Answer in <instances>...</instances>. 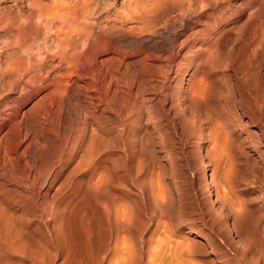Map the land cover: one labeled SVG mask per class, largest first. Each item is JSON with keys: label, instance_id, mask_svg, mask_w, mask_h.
I'll list each match as a JSON object with an SVG mask.
<instances>
[{"label": "rangeland", "instance_id": "374dc122", "mask_svg": "<svg viewBox=\"0 0 264 264\" xmlns=\"http://www.w3.org/2000/svg\"><path fill=\"white\" fill-rule=\"evenodd\" d=\"M110 1H111V3H110ZM113 2L114 3H112V0H99V1L98 0H33V1L32 0H0V18L2 20H5V19H9L11 16H13V17L17 16L16 18L17 19L20 18L19 20H21V19L22 20L23 19H31L32 20V24L34 26V29L32 32V37H33L32 40L33 41L31 43V45H29L27 48L25 47L26 45L23 46L22 51L24 52L25 57H26V55L29 54L27 56V58H30V59L32 58L31 60H33L34 58L35 59L37 58L36 57L37 49H38V51L40 50L39 51L40 53L44 54V55L43 54L41 55L42 57L48 56L49 58L46 60L47 63L56 64L60 68V69H58V67H57L56 70L52 71L51 72L52 74L50 73L48 76V78H50V77L56 75L59 72L58 70L61 71L64 69L63 68L64 65L62 63H59L60 62L59 58H61V59L69 58V57L75 58V56H76L75 51H74V50H76V49H74L75 47H78L79 52L76 50L77 53L85 52L88 49V47L81 46L83 35L86 34L85 36L87 37L90 32L95 30L96 26L101 21L111 22V21L116 20V16H117L116 13L118 14V12L120 10V0H114ZM117 7H119V8L117 9ZM104 8H106V10ZM97 9H98V12L96 11ZM102 9H104V10H102ZM253 11L251 10L250 12H253ZM95 12H96V14H94ZM100 12H102V13H100ZM80 15H82L81 16L82 18H79ZM87 15L88 16L90 15L89 16L90 18ZM50 16H52V17H50ZM237 16H238V20L240 19L239 20L240 28H239V31L237 32L238 45H239V48L242 47V49H240L239 51H235L232 55H224L223 54L220 58L218 56V58H217L218 61L214 60V59L210 60L212 62L208 63V65L211 66V69L208 70L209 74L207 73L208 71L198 72L199 74L198 73L194 74V76L196 78H194V76H193V78H190V76H188V75H190V72H187V70H184V71L181 70L180 71L181 73L178 72V74L171 76L172 81L167 80L166 83L164 82V80H162V77L160 78V76L158 74H155V75H154V73L143 74V79L141 78L142 79L141 80L139 78L141 81L139 80L140 83L137 82L138 84H140L139 89L141 90V92L138 89V87H137L138 84H137L136 87L133 86V89L130 91L132 94L128 91V88L125 86L129 76L127 74L124 75V79H126V80L123 79V76H122V78H120L121 80H119V87L124 94V100L127 102V104L135 102L136 93H138L139 95L143 94L145 101H146V102L144 101V103L139 105L140 108H138L137 112L140 114H138V116H135V124L131 127H128V128H123V126L120 124H115V125L111 124L110 123L111 121L108 120L107 117H110V118L112 117L111 115H109V112L107 110H105V108L107 106L105 100H107V98H109V95L107 93H105V90L103 89V87L100 83L95 84V86L97 88L93 87V91H92V88H90L91 90L89 89V91L86 90V88L83 89V91H82L83 94L79 93L78 94L79 96H77V99H75V100H74V98H71V99L69 98V102L65 105V108L61 114L62 117L60 116V118L58 119V122L54 121L55 117L53 116V114L56 113V111H55L56 110V101L53 100L52 98L49 97L48 101L46 99L44 101V104L42 103L45 107L41 105L42 107L39 110H36L33 108V105H35L42 98L46 97L48 95L47 94L48 92L49 93L52 92V88L51 89L50 88H44L38 95L31 94L29 96L19 98V95L17 94V91L15 90L16 88L9 90L5 87L0 86L3 89V90L0 89V111H1L0 112V127L2 126L0 128V135L2 134V136L0 137V139H1L0 140V148H1L0 149V209H1L0 211L2 212L1 216L3 215V218L7 217L4 219L5 221L7 220V223H4L5 225L2 224V222L4 221L3 218L0 219V222H1L0 223V227H1L0 229H2V230H0V233L3 234V235H1L2 238H0V252L2 253V254L0 253L2 255V256L0 255V264H5L4 262H7V261H8L7 263H11V261L13 263L15 260H18V257L20 256V254L17 253V251L23 252V250H24V253L27 254V252L29 250H32L33 247L36 248L35 245L39 248L42 247L41 249L43 251L45 249H46L45 250L46 252H49L50 249H51V252L53 251L52 253L55 255V258L52 261L47 258V260L50 262V264H57V263L58 264H62V263L63 264H66V263H69V264H75V263L76 264H84V263L85 264H100V263L106 264L108 257H109L108 252H110V250L112 249V247L115 244L117 246H123L125 244L128 245L127 243H129V245H131V246L138 247L140 240H145L146 238L150 237L152 230H154V228H155V222L157 221L158 217H161V216L163 217L164 222H170V224H172V225H178V223H180V228H178V229H176V227L173 228V230L175 232L173 231L174 233H172V231H170L168 229L165 231L164 228H162V226H161L157 229L158 231H156L155 234L152 233L153 235L151 236L152 239H151V244H150L151 247L154 248L156 246L155 242L159 237H165V236L168 237L169 245L171 247H174L173 250H171V251L166 250L164 253H162L160 255L159 258L157 257L154 264H199V262H201V261L203 263H204V261H206L205 262L206 264H264V107H263L264 106V86H263L264 85V79L261 80L260 79L261 76L259 74H257V73L254 74V70H252L253 66L250 65V64H252L251 59L248 58V56H245L246 52H245V49L243 47L244 44H242L243 41H245L244 39L255 38V37H252V34L249 35L250 30H249V32L247 30L252 24L255 23L254 19L257 17V15L254 16V19L253 18L251 19L252 21L250 22V25H248L246 27H242L246 21V18H245L246 16L242 17L241 14L240 15L238 14ZM86 17H88L89 19ZM2 20L0 21V36H4L6 33V29H4L1 25L3 22ZM78 20H80V21H78ZM50 21H51V23H50ZM61 21H63V22H61ZM68 21H70V22L68 23ZM81 21H82V23H81ZM83 21H85L86 23L89 22L90 24L89 23L86 24L85 22L83 23ZM91 21H92V23H91ZM48 23H49V25H48ZM53 25H55V26H53ZM89 25H90V27H89ZM64 26H66V27H64ZM81 26L84 28V30H83V28H81ZM91 26L93 29L91 28ZM50 28H51V30H49ZM12 29H15V26H13ZM53 29H55L56 31ZM48 30L51 32H49ZM58 30L59 31L62 30V31L59 32ZM48 32L51 34H48ZM56 32L57 33L59 32L58 33L59 35L56 34ZM61 33H62V35H61ZM60 35H61V37H60ZM246 35H247V37H246ZM52 41H55V42H52ZM246 42L249 43V40H246ZM69 46L71 47V49ZM0 47H1V45H0ZM2 49H4V48H0V59L1 60L5 56V54H3L5 49L4 50H2ZM50 50H52V53ZM193 51H196V50L194 49ZM196 53H197V51H196ZM49 54H50V56H49ZM67 54H69V55H67ZM239 55H240V57H239ZM254 55H256V54H254ZM201 57L202 56H199V58H201ZM236 57L238 58V60ZM221 58H223V59H221ZM252 59L254 60V58H252ZM221 60H222V62H221ZM189 61H190V58L188 57L187 58L188 63L186 62L185 63L186 65L182 66V68H186L187 65L189 64ZM219 62H220V64H219ZM248 62L250 64H248ZM216 63H217V65H214ZM219 65H221V66H219ZM248 65L250 66V68L248 67ZM212 66H213V68H212ZM218 66L220 69L218 68ZM222 66H224V67L222 68ZM215 68H217V70L219 72H217V70ZM238 69H239V71H238ZM211 70H213V71H211ZM246 70L248 71L249 74L247 73ZM56 71H57V73H56ZM216 72H217V74H216ZM239 73H241V74H239ZM221 74L227 80L222 78ZM236 74H238L239 76ZM242 74H243V76H242ZM144 75H146L147 78H145L146 76H144ZM203 75L205 76V78ZM148 76H150V78ZM214 76H215V78H213ZM245 76L247 78H245ZM256 76H260V77H256ZM85 77L86 76H84V78ZM248 77H250V79ZM122 79L124 80V82L122 81ZM187 79L193 80L191 83L192 85L190 84L191 87H189L188 91L179 92L180 90L182 91V88L184 89V86H186L185 81ZM219 79H221V80H219ZM222 79L224 80V83H223ZM244 79L245 80L248 79V81L247 80L245 81ZM159 80L161 81V83ZM215 80H217V81H215ZM258 80H261V81H258ZM197 81L199 84L197 83ZM122 82L124 85L122 84ZM167 82H169V83H167ZM193 82L195 83V85ZM204 82H205V84H204ZM80 83H83V84H80L83 86V85L88 84L89 82H88V79H85L84 81H81ZM156 83H158V84H156ZM222 83L227 84V86L223 85ZM253 83H255V84H253ZM229 84L232 86H230ZM157 85H159V86H157ZM245 85H246V87H245ZM154 86L158 87V88H155ZM172 86H174V87H172ZM225 86L228 88H226ZM162 87H164L165 89H163ZM179 87H180V90H178ZM193 87H194V89L196 87L195 91H194V89L192 90ZM197 87L199 89H197ZM253 87H254V89H253ZM261 87H263V88H261ZM104 88H105V86H104ZM134 88H136L137 90ZM246 88H248L249 90ZM229 89H230V91H229ZM241 89H242V91H240ZM134 90H136V91H134ZM143 90H145L146 92ZM45 91L46 92L48 91L46 93L47 95L44 94ZM91 91H92V93H91ZM191 91L192 92L194 91L193 93H194L195 97L193 96V94H191V96H190V93H192ZM133 92H136V93H133ZM237 92H238V94H237ZM239 92H241V93H239ZM150 93H152V95ZM164 93H166L165 95H168V93H170V96L172 97V99L169 96L171 101L168 100L169 98H167V103H166L164 109L161 110L159 108V106L156 105V103H157L156 99L162 98L164 96ZM226 93H228V94H226ZM85 94H87V95H85ZM88 94H89V98H87ZM99 94L102 96V99L98 98V97L101 98V96ZM159 94H160V97H158ZM80 95H81V97H83L82 99H81ZM83 95H85V96H83ZM92 95H93V97H92ZM96 95H98V96H96ZM139 95H136V96L139 97ZM173 95H175V96H173ZM104 96H105V98H104ZM196 96L198 98H196ZM204 97L206 98L205 101H204V99H205ZM253 97L254 98L256 97V100ZM84 98H86V99H84ZM146 99H148V100H146ZM149 99L151 100V102ZM201 99L204 102L207 101V103H204ZM88 100H90V101H88ZM186 101H187V103H186ZM248 101L251 103H249ZM254 101L257 103H255ZM70 102H72V104L76 107H73V105ZM177 102L179 104L176 107ZM11 103H13V104H11ZM78 103H80V105ZM90 103H92V104H90ZM168 103H171V105H169ZM196 103H198L199 105L201 104L200 107L197 104V106H198L197 108H199V111L196 108ZM209 103H210V105H209ZM76 104H78L79 106ZM81 105L83 107L88 105V107L86 106L85 108H83ZM180 105H182V106H180ZM77 106L80 108V111L77 110L78 109ZM95 106H97L98 109ZM206 106L208 107L209 110L210 109L211 110L209 111L208 109H206ZM217 106H218V108H217ZM28 107H31V108H28ZM49 107L51 108L50 111H52L51 113L49 112L50 115L52 114L51 115V116H53L52 118L51 117H45V116L41 115V114H43L42 113L43 110L47 109ZM178 107H179V109H178ZM32 108H33V110H32ZM170 108H171V110H169ZM195 108L197 109V111ZM94 109L96 111H98V113ZM103 109H104V111H103ZM200 109H203V110L201 111ZM2 110L3 111L7 110L5 113L8 114L9 116L8 117L3 116ZM22 110L25 111V113ZM168 110L171 112H169ZM184 110H186V112ZM14 111H16V112H14ZM166 111H168V113ZM86 113H88V114H86ZM160 113L161 114L164 113L163 116ZM26 114L28 115V117ZM97 115L98 116L100 115V116L98 117ZM159 115H161V116H159ZM176 115H178V116H176ZM205 115L207 117H205ZM186 116H189V117H186ZM44 117H45V121H46L45 123L43 122ZM178 117H180V118H178ZM184 117H186V118H184ZM46 118L48 119V121L46 120ZM100 118H101V121H100ZM147 118H148L149 122L147 121ZM207 118H209L208 121H207ZM8 119H9V122H8ZM40 119L42 121H40ZM133 119H134V117H133ZM149 119H151V120H149ZM177 119H178V122H177ZM105 121L107 123H105ZM174 121L177 124L179 123V124L183 125L182 126L183 128L185 127L184 129H186V131L184 129L182 130L183 136H184L183 139H179L178 136L177 137L174 136L173 131H172V130H174ZM205 121H207V123ZM41 122L43 124H40ZM48 123L49 124L52 123L53 125L51 124V126H50ZM79 123H81V125L83 124L82 125L83 127H80L81 125H79ZM136 123L140 124V125L142 124V125L140 126V125H137ZM60 124L63 127H61ZM41 125H43V126H41ZM78 125H79V127H78ZM90 125L92 126V128L95 125L94 126L95 128L92 129ZM48 126L51 128H49ZM97 127H98V129H97ZM189 127H190V130H189ZM194 127L195 128L198 127V128L195 129ZM46 128H48V129H46ZM87 128L90 129V131ZM100 128H101V130H100ZM191 128H193V129H191ZM49 129H51V130H49ZM91 129L95 130V131H91ZM96 129H97V131H96ZM103 129H104V131H103ZM98 130H100V131H98ZM112 130H113V132H112ZM126 130H127V133H126ZM200 130H201V132H200ZM12 131H14L13 134H12ZM29 131L32 134L31 133L29 134ZM106 131L109 135L112 134V136L109 137V135H107ZM114 131H115V133H114ZM138 131H139V133H138ZM145 131H147V133ZM109 132H111V134ZM122 132H124V133H122ZM132 132L134 133V135ZM135 132H137V133H135ZM4 133H7V134H4ZM24 133L26 135L27 134L28 135L27 136L23 135ZM61 133H63V134H61ZM76 133H78V134H76ZM193 133H195V134H193ZM208 133H210V134H208ZM149 134H150V136L148 138ZM20 135H21V138L19 137ZM30 135L33 138H31ZM206 135H208V136H206ZM3 136H5V137L7 136V137L2 139ZM53 136H55L56 138L55 137L53 138ZM124 136H126V137L128 136V137L125 138ZM140 136L142 138H140ZM24 137L27 139H25ZM103 137H104V139H103ZM134 137H135L134 141H138L139 146L141 145L139 147L137 144L136 145L137 147L136 146L135 147L136 148L139 147L140 149L142 148V151H141L142 161H141V165H140L141 177L143 175L142 179L143 178L148 179V177H149L148 174L152 171V173H153L152 179L155 175L153 180L154 181L156 180L157 183H161V185H160V184H157L153 181L154 182L152 184L153 187L155 184H156V186L152 190H153L156 198L159 200V202L160 203L164 202V204L166 203V206L163 203H161V204L156 203V205H159V206H155V204L152 202V200L148 201V200H150V198H149L150 194H148L149 190L147 192V189L149 188L148 183L145 182L143 184V186L140 185V187L136 188V186L133 184V182H131L132 180H129L128 176L126 177L127 173L124 174L123 170H125V169L120 166L121 163H119L118 159L120 158L121 155H119V154H121V151L124 149L123 146L127 145L126 143L129 144L130 142H128V141H130L132 138L134 139ZM146 137H147V139H146ZM153 137H156V138H153ZM189 137L190 138L193 137V139H189ZM88 138H90L89 141H88ZM30 139H32V140H30ZM105 139L106 140L108 139V140L106 141ZM109 139L111 140L110 142L113 141L111 144L113 146L112 148H110V146L108 145V144H110ZM127 139H128V141H127ZM133 139L131 141H133ZM20 140H22V141H20ZM73 140H74V142H73ZM102 140H103V142H102ZM187 140H188V143H187ZM85 142H87V143H85ZM160 142H161V144H160ZM162 142H164V143H162ZM81 143H82V145H81ZM131 143H133V142H131ZM146 143H148V144L150 143V144L148 145ZM5 145H6V147H5ZM105 145H107L108 147ZM69 146H70V148H69ZM117 146H118V148H116ZM43 147H45V148L49 147V148L43 149ZM59 147H62V149H60ZM98 147H100V148H98ZM128 147H129V145H127V148ZM147 147H149V148L147 149ZM151 147H153V148H151ZM38 148H39V150H38ZM40 148H42V149H40ZM107 148H108V150H107ZM190 148H191V150H190ZM3 149H5L7 151H5V150L3 151ZM34 149H35V151H34ZM66 149H67V151H66ZM149 149L152 150V155H154V156H152L150 154ZM185 149H187V150L185 151ZM13 150L14 151L16 150V151L14 152ZM41 150H43V152H41ZM70 150H73V151H70ZM193 150H195V151H193ZM36 151H38L39 155L36 153ZM68 151H70V152H68ZM114 152H116V153L114 154ZM155 152H157V153H155ZM11 153H13V154H11ZM57 153L59 156L62 155V156H60L61 159L60 158L58 159V160H60L59 164L57 162V157H58ZM186 153L188 156H186ZM197 153H198V155H197ZM208 153H210V154H208ZM63 154H64V156H63ZM112 155L114 156V158L117 159L116 161H118L117 164H119V165H117V167H119V170H118V168H116V170H115L116 175H114V176H113V174H115L114 172H112L113 174H109L106 176V172H105V169L103 168V166L106 165L105 163H107L106 161H108V157L112 156ZM149 155H151V156H149ZM202 155H204L205 157ZM13 156H14V158H13ZM156 156H158V157H156ZM149 157L150 158L151 157L157 158L159 160L157 162L158 163L160 162V163L156 165L157 162H155V158L149 160ZM45 158L48 161H46ZM187 160H189V161H187ZM4 161H7V162H4ZM10 161L13 163L12 164L13 166L11 164L9 165V163H11ZM148 161H150V163H148ZM201 161H203V163L205 161L206 162L203 164ZM60 162L62 163L61 166H60ZM154 162H155V164H154ZM24 163H26V164H24ZM35 163H36V165H35ZM39 164L41 165V168H40ZM55 164H57V165L55 166ZM187 164L191 165V171H190V168L186 167ZM24 165H25V169H24ZM34 165L36 168L34 167ZM42 165H43V170H44V168H47L44 170L46 173L42 171ZM153 165L154 166L156 165V167L159 165L161 167V169L159 168V166L156 168ZM49 167H50V169H49ZM148 167L150 169H148ZM152 167H154V168L152 169ZM10 168L12 169V171H10ZM15 168H16V170H15ZM85 168L86 169L88 168V169L86 170ZM13 169L15 171H13ZM26 169H28L29 171L31 169V171L29 172ZM93 169H95L96 171H94L92 173ZM154 169H155V171H154L155 174L153 172ZM158 169H159V171L157 172ZM8 170H9V172H8ZM88 170H90V171H88ZM101 170H102L103 174L101 173ZM201 171H202V173H201ZM12 172L14 175H11ZM31 172H33L34 175ZM48 172H50V173H48ZM141 172H144V173H141ZM91 173L94 176H92L90 178L89 175H91ZM157 173H158V175H157ZM21 174H23V175H21ZM28 174H29V176H28ZM42 174H44V175H42ZM130 174H132V171L130 172ZM133 174H134V172H133ZM10 175L13 177L11 178ZM82 175L85 176V178H83ZM195 175H196V177H195ZM30 176H33L36 181L33 179V177L30 178ZM111 176H113L114 178ZM115 176H117V177L122 176V178H123L122 180L124 182L118 181L120 184L118 182H115V181H117V180H115V178H116ZM135 176H136V174H135ZM135 176H133V177H135ZM191 176H193V177H191ZM15 177H16V179H15ZM19 177H21V179H23V180L21 181V179H19ZM86 177H88L89 180ZM110 177L112 178V181L109 180ZM13 178L15 180V183L13 181ZM46 178H47V180H46ZM157 178H159V180ZM162 178H163V180H162ZM193 178H194V180H193ZM18 179H19V181H17ZM40 179H44V180L41 181ZM113 179H114L115 185L119 184L118 186L116 185L117 188L112 183ZM160 179H161V181H160ZM127 180H129V182H126ZM30 181L31 182L34 181L32 185H31ZM89 181H90V184L88 183ZM158 181H160V182H158ZM164 181H165V183H168V184H165ZM197 181H199V182H197ZM21 182L23 183V185ZM16 183H18V184H16ZM125 183H126V185H125ZM127 183H129V184H127ZM38 184L39 185L41 184V185L39 186ZM174 184H176V185H174ZM198 184H200V185H198ZM25 185L27 187L26 190H25V188H26ZM33 185H35V187H33ZM120 185H121V188H120ZM204 185L206 188L204 187ZM37 186L39 189L36 188ZM175 186H177V187L175 188ZM21 187H22V189H20ZM128 187H130V188H128ZM192 187H194V188H192ZM87 188H88V190H87ZM158 188H159V190H158ZM41 189H42V191H41ZM84 189H86V191ZM145 189H146V191H144ZM188 190L190 192H188ZM22 192L24 193L22 195L24 197L21 196ZM158 192H160V195H157V194H159ZM134 193H136V194H134ZM138 193H139V195H137ZM199 193H200V195H199ZM125 194L128 195V197H126ZM37 195H39V196L37 197ZM97 195L98 196L100 195V198L96 197ZM145 195H147V196H145ZM34 196H35V198H34ZM158 196H162V197L158 198ZM25 197H26V199H25ZM144 197H145V199H144ZM121 198H124V199H121ZM171 199H172V201H171ZM143 200L146 202H144ZM95 202L97 203L98 207L96 204H94ZM113 202H117V204L119 203V204H121V206H124V207H121L119 204H118L119 205L118 206L117 204H115ZM147 202H148V204L150 203V206H152V208H151L152 210L150 209ZM194 202L195 203L197 202V203L194 205ZM168 203H170V204H168ZM112 204H114L115 208L110 209V207H113ZM145 205L148 206L149 208L146 207ZM161 205L164 206L165 210H167L168 208H170V210L168 209L165 212L163 207H161ZM95 206L97 207V209L95 208ZM118 207H119V209H118ZM132 207H134V209H132ZM165 207H167V208H165ZM121 208H122L121 211H123V212L120 211ZM153 208L155 211L153 210ZM5 209H6V211H5ZM123 209H126L125 212ZM135 209H137L136 211L141 210V212H143L144 216L142 215V213L138 214L137 212H135L137 215L134 214L133 210H135ZM156 209H157V211L160 209V211L157 212ZM106 210H108V211H106ZM118 210L121 212V214H120V212H118ZM127 210H128V212H127ZM147 210H149V211H147ZM9 211H10L11 216L9 215ZM49 211H50V213H49ZM97 211H102V212H98L97 213L98 215H97L96 214ZM103 211H106V212H103ZM110 211L114 212V214L116 213L114 215V218L117 217V219L115 220L116 222L114 221V218H112L113 213H111ZM132 211H133V215L130 216ZM153 211H154V213H152ZM170 212H172V216L174 215L173 217L171 216ZM4 213H6V215ZM43 213H44V215H43ZM51 213H52V215H51ZM102 213H105V215ZM100 214H102V216ZM122 214H124V215H122ZM126 214H127V216H126ZM7 215H9V217ZM53 215H55V216H53ZM118 215H120V217L124 216L123 218H125V220L121 219L123 223L119 219ZM175 215L177 216V220L179 218L178 221L176 220ZM13 216L15 218L11 224L10 221H12ZM141 216H143L144 219H143V217L141 218ZM151 216L153 217L154 220L152 219ZM155 216H156V220H155ZM16 217H18V218H16ZM50 217H51V219H50ZM198 217L204 218V219L207 218L206 220L207 221L209 220L208 222H209V224H212V227L211 228H209L208 226L206 227V226H204L205 224H203L202 221L195 220ZM8 218H9V221H8ZM80 218L82 219V222L84 224L81 222ZM129 218L131 219L130 220L131 222L128 220ZM136 218H137V220H136ZM171 218H173V219H171ZM187 218H190V220H195V223L188 224L189 219H187ZM16 219H18V220H16ZM15 220L18 221L17 224H16ZM83 220L86 222H84ZM87 220H88V222H87ZM140 220L144 221L146 224L147 223L149 224V225H146V227L144 228V231H142L143 227L141 226L142 224H140V223H142ZM150 220H151V222H149ZM171 220H173V221L171 222ZM184 220H187V222H185ZM132 221H136V222L133 223ZM19 222L20 223L22 222L20 224L21 225L20 228H19V226H20ZM69 222H71V223L69 224ZM127 222H129L130 224L129 223L127 224ZM85 223H86V226L88 227L87 230H90V231H87V230L85 231V229L87 228L85 226ZM124 223H125V225H124ZM199 223H201V224L199 225ZM7 224L11 225L13 227L15 226V227L10 228V227H8ZM22 224H23V226H22ZM64 224H65V226H64ZM133 225H135V226H133ZM52 226H54V227H52ZM137 226H138V228H136ZM200 226H201V228H200ZM16 227H17V229H15ZM47 227L49 228V230H48L49 232L52 230L51 231L52 233L49 234V232L47 231V229H48ZM58 227H60V228H58ZM124 227H127V229H129V230L127 231L126 229H124ZM204 227H206V229ZM212 228H213V230H212ZM10 229L12 230L10 232V235L11 236L13 235L12 237L16 236L15 231H18V232H16V234L20 233L19 235H17V237H14L12 240H13V244H16V246L20 245L19 247L21 248L22 251L18 250L20 248L17 247L18 248L17 250H16V248L15 249L11 248L14 251V252L13 251L11 252L10 251L11 249L8 247V245H6L5 242H3L5 240L4 234H5L6 230L10 231ZM21 229H23V230H21ZM13 230H15V231L13 232ZM41 231H42V233H41ZM56 231L58 233L63 232L64 234L63 233L57 234ZM193 231H195V232L197 231L196 232V235H197L196 238H194V235H192V234L190 235V233H192ZM84 232H85V234H84ZM89 232H90V234H89ZM115 232H116V234H115ZM129 232H130V234H129ZM165 232H166V234H165ZM211 232L212 233L214 232V233L212 234ZM38 233H41L42 235H44V237ZM86 233H87V235L89 234L90 237H89V235L87 236ZM142 233L144 236L142 235ZM65 234L66 235L70 234L68 236V238L66 237L67 239L64 238L66 236ZM36 235L40 239L37 240L38 237ZM163 235H165V236H163ZM133 236H137L139 238V240L136 241L133 238ZM31 237L34 239L32 240ZM57 237H58V240H56ZM85 237H86V239H85ZM41 238H43V239H41ZM143 238H145V239H143ZM205 238L208 240V243L205 241L206 240ZM2 239H3V241H2ZM42 240H44V241H42ZM52 240H54V242H52ZM153 240H154V242H153ZM193 240L195 241V243L198 241L197 244L204 245V247H200L197 244H192ZM67 241H69V242H67ZM187 241H188V243H187L188 245L186 244V247H185L184 244ZM41 242H43V243H41ZM55 242H57V243H55ZM22 243L24 244L25 247L23 246ZM47 244L50 246L48 247ZM58 244L60 245V247ZM178 244H180V245L183 244V246L181 245L182 247L180 245L179 246L182 248L181 249L182 251H185L184 253L187 252L185 254V256H182L183 254H182V252H180L181 250L178 252V250H179L178 248H180L179 246H177ZM26 245H30V246H27V248H26ZM67 245H69V246H67ZM71 245H73L75 247V249H78V251L81 248L80 252L75 251V249H72L74 247ZM21 246H23L24 249ZM54 246L55 247L57 246V247L55 248ZM76 246H77V248H76ZM107 246L109 248L107 251H105V249H107ZM43 247H44V249H43ZM47 247L49 248L48 250H47ZM50 247H52V248H50ZM64 247H65V249H67L69 247L72 250H70L68 248L67 252L68 251L69 252L67 253L66 250H64ZM86 247H87V249H85ZM183 247H184V249H183ZM192 247H193L194 251L192 250ZM88 248L90 250H88ZM92 249H93V252H92ZM96 249L97 250L100 249L101 252L97 251ZM101 249L104 250V252ZM175 249H177V250H175ZM189 249L194 253H196L195 251H197V255H195L194 253H189V251H190ZM15 250H16V252H15ZM95 250H96V253H95ZM186 250H189V251H186ZM70 251H71V253H75V252L76 253L72 255L70 253ZM83 251H85V252H83ZM86 251H88V252H86ZM89 251H91V252H89ZM13 253H17V254H13ZM59 253H61V254H59ZM89 253L90 254L92 253V254L90 255ZM100 253L102 256L100 255ZM180 253H181V256H180ZM65 254H67L68 256L67 255L65 256ZM87 254H88V256H87ZM97 255H98V257H97ZM14 257H16V259H14ZM63 257H65V260H63L64 259ZM66 257H68V258L70 257V258L68 259ZM196 258L199 261L195 260ZM76 259H78V260H76ZM102 259H103V261H102ZM61 260H62V262H61ZM83 261H84V263H83ZM202 262L200 264H203ZM140 264H143V263H140Z\"/></svg>", "mask_w": 264, "mask_h": 264}, {"label": "bare ground", "instance_id": "6f19581e", "mask_svg": "<svg viewBox=\"0 0 264 264\" xmlns=\"http://www.w3.org/2000/svg\"><path fill=\"white\" fill-rule=\"evenodd\" d=\"M33 1V0H32ZM99 1V0H98ZM114 0H112V3H114L113 2ZM41 2V1H40ZM39 2V3H40ZM72 2V1H71ZM96 2V1H95ZM107 2V1H106ZM99 3V2H98ZM110 3H111V1H110ZM67 4V3H66ZM72 4V3H71ZM70 4V5H71ZM117 4V3H116ZM115 4V5H116ZM112 5V4H111ZM42 6V5H41ZM69 6V5H68ZM72 6V5H71ZM92 6V5H91ZM103 6V5H102ZM40 8V7H39ZM72 8V7H71ZM92 8V7H91ZM119 7H117V9H118ZM105 10H106V8H104ZM104 9H102V10H104ZM44 10V9H43ZM253 11V12H250V11ZM83 11V10H82ZM91 11V10H90ZM97 12H98V9L96 10ZM100 11V10H99ZM109 11V10H108ZM111 11V10H110ZM73 12V11H72ZM87 12V11H86ZM85 12V13H86ZM89 12V11H88ZM104 12V11H103ZM113 12V11H112ZM76 13V12H75ZM100 13H102V12H100ZM106 13V12H105ZM94 14H96V12L94 13ZM98 14V13H97ZM240 15L241 14V16L242 17H245L246 18V21H245V23L243 24V26L242 27H246V26H248V25H250V22L252 21L251 19L253 18L254 19V16L255 15H257V17L254 19L255 20V23L254 24H252L249 28H248V32H249V30H250V34L249 35H251L252 34V37H255V38H252V39H250V38H248V39H244L245 41H243V43L242 44H244V49H245V52H246V55L245 56H248V58H250L251 59V62H252V64H250L249 62H248V64H250L251 66H253V68H252V70H254V74L255 73H257V74H259L260 76H261V80L262 79H264V0H120V10H119V12H118V14L116 13V20H114V21H111V22H109V21H101L97 26H96V28H95V30L94 31H92V32H90L89 33V35L86 37L85 35H83V37H82V42H81V46H85V47H88V49L85 51V52H81V53H77V51H78V47H75L74 49H76V50H74L75 51V54H76V56H75V58H73V57H69V58H63V59H61V58H59L60 59V62L59 63H62L63 65H64V69L63 70H58L59 72L57 73V71H56V75H54V76H52V77H50V78H48V76H49V74L52 72V71H54V70H56L57 69V65L56 64H53V63H47V59L49 58L48 56H44V57H42L41 55L43 54V53H40L39 51H38V49H37V51H36V53H37V55H36V59L34 58L33 60H31L30 58H27V56L29 55H26V57L24 56V52L22 51V48H23V46H25L26 48L29 46V45H31V43H32V32H33V29H34V26H33V24H32V20L31 19H21V20H19V19H17L16 17H13V16H11L9 19H5V20H2L1 18V20L3 21L2 22V27L4 28V29H6V33H5V35L4 36H0V45H1V47L0 48H4L5 49V51H4V53L3 54H5V56H4V58H2V60L0 59V86H2V87H5V88H7V89H13V88H16L15 90L17 91V94L19 95V98H23V97H26V96H29V95H31V94H34V95H38L44 88H52V92L51 93H49L48 91V93L45 91L44 92V94L45 95H47L46 97H44V98H42L41 100H39L35 105H33V108L34 109H36V110H39L42 106H44L43 104H44V101L47 99V101H48V99H49V97L50 98H52L53 100H55L56 101V113H54L53 114V116L55 117V119H54V121H57L58 122V119L60 118V116H61V114H62V112H63V110H64V108H65V105L69 102V98L71 99V98H74V100L75 99H77V96H79L78 94L79 93H82V91H83V89H85L86 88V90H88L89 91V89L90 88H92V91H93V87H96L95 86V84L96 83H100L101 85H102V87H103V89L105 90V93H107L108 95H109V98H107V100H105L106 101V104H107V106H106V108H105V110H107L108 112H109V115H111L112 117L110 118V117H107L108 118V120L109 121H111L110 123L111 124H120V125H122L123 126V128H128V127H131V126H133L134 124H135V116H138V114H140V113H138L137 112V110H138V108H140L139 107V105L140 104H142V103H144V101H145V98H144V96H143V94L142 95H139L138 93H136V92H133V93H136V95H139V97H137L136 95H135V102L134 103H129V104H127V102L124 100V94H123V92L121 91V89H120V87H119V80H121L120 78H122V76H123V79H124V75L125 74H127L128 76H129V78L127 79V83H126V87L128 88V91L130 92L132 89H133V86H135L136 87V85L138 84V83H140V81L143 79V74H150V73H154V75L155 74H158L159 76H160V78L162 77V80H164V82L166 83V81L168 80V81H172V75L174 76V75H176V74H178V72H180L181 70H187V72H190V75H188V76H190V78H193V76H194V74H197L198 72H205V71H208V70H210L211 69V66L210 65H208V63L210 62H212V61H210V60H217V58H218V56H219V58L224 54V55H232L235 51H239L240 49H242V47L241 48H239V45H238V38H237V32L239 31V28H240V25H239V20H238V16L237 15ZM113 15V14H112ZM111 15V16H112ZM15 16V15H14ZM55 16V15H54ZM76 16V15H75ZM74 16V17H75ZM82 15H80V17L79 18H82L81 17ZM84 16V15H83ZM88 16V15H87ZM90 16V15H89ZM88 16V17H89ZM94 16V15H93ZM99 16V15H98ZM97 16V17H98ZM106 16V15H105ZM104 16V17H105ZM50 17H52V16H50ZM88 17H86V18H88ZM92 17V16H91ZM23 18V17H22ZM84 18V17H83ZM90 18V17H89ZM88 18V19H89ZM96 18V17H95ZM94 18V19H95ZM39 19V18H38ZM76 19V18H75ZM85 19V18H84ZM87 19V20H88ZM99 19V18H98ZM0 20V21H1ZM81 20V19H80ZM80 20H78V21H80ZM245 20V19H244ZM57 21V20H56ZM55 21V22H56ZM59 21V20H58ZM90 21V20H89ZM93 21V20H92ZM92 21H91V23H92ZM61 22H63V21H61ZM70 21H68V23H69ZM85 21H83V23H84ZM97 22V21H96ZM47 23V22H46ZM50 23H51V21H50ZM57 23V22H56ZM81 23H82V21H81ZM86 23V22H85ZM89 23V22H88ZM88 23H86V24H88ZM242 23V22H241ZM240 23V24H241ZM85 24V25H86ZM90 24V23H89ZM48 25H49V23H48ZM83 25V24H82ZM92 25V24H91ZM13 26H15V29H12V27ZM53 26H55V25H53ZM67 26V25H66ZM66 26H64V27H66ZM89 27H90V25H89ZM81 28H83L82 26H81ZM91 28H92V26H91ZM189 28V29H188ZM89 29V28H88ZM93 29V28H92ZM49 30H51V28L49 29ZM48 30V31H49ZM53 30H55V29H53ZM52 30V31H53ZM83 30H84V28H83ZM179 30V31H178ZM56 31V30H55ZM59 31V30H58ZM60 31H62V30H60ZM59 31V32H60ZM246 31V32H247ZM49 32H51V31H49ZM48 32V34H51V33H49ZM58 32V33H59ZM247 32V33H248ZM57 32H56V34H58ZM73 33V32H72ZM55 34V33H54ZM65 34V33H64ZM246 34V33H245ZM53 35V34H52ZM59 35V34H58ZM57 35V36H58ZM61 35H62V33H61ZM61 35H60V37H61ZM44 36V35H43ZM85 36V37H84ZM246 37H247V35H246ZM244 38V37H243ZM42 39V38H41ZM56 39V38H55ZM40 40V39H39ZM52 40V39H51ZM54 40V39H53ZM246 40H249V43H247L246 42ZM57 41V40H56ZM35 42V41H34ZM52 42H55V41H52ZM53 44V43H52ZM72 44V43H71ZM36 46V45H35ZM72 46V45H71ZM76 46V45H75ZM40 47V46H39ZM70 47V46H69ZM53 48V47H52ZM51 48V49H52ZM68 48V47H67ZM81 48V47H80ZM4 49H2V50H4ZM36 49V48H35ZM70 49H71V47H70ZM196 50L197 51V53H196V51H193V50ZM68 50V49H67ZM32 51V50H31ZM34 51V50H33ZM48 51V50H47ZM51 51V53H52V50H50ZM72 51V50H71ZM54 52V51H53ZM79 52V51H78ZM2 53V52H1ZM30 53V52H29ZM31 54V53H30ZM35 54V53H34ZM254 54H256V55H254ZM2 55V54H1ZM44 55V54H43ZM46 55V54H45ZM52 55V54H51ZM67 55H69V54H67ZM49 56H50V54H49ZM58 56V55H57ZM62 56V55H61ZM66 56V55H65ZM64 56V57H65ZM199 56H202L201 58H199ZM53 57V56H52ZM67 57V56H66ZM190 58V61H189V64L187 65V67L186 68H182V66H184V65H186L185 63L187 62V58ZM239 57H240V55H239ZM73 58V59H72ZM237 58V57H236ZM252 58H254V60L252 59ZM58 59V60H59ZM221 59H223V58H221ZM52 60V59H51ZM189 60V59H188ZM237 60H238V58H237ZM62 61V62H61ZM218 61V60H217ZM249 61V60H248ZM52 62V61H51ZM216 62V61H215ZM214 62V63H215ZM221 62H222V60H221ZM188 63V62H187ZM219 64H220V62H219ZM214 65H217V63L216 64H214ZM219 66H221V65H219ZM219 66H218V68H219ZM227 66V65H226ZM224 66H222V68H223ZM248 67L250 68V66L248 65ZM212 68H213V66H212ZM221 68V69H222ZM58 69H60L59 67H58ZM62 69V68H61ZM216 70H217V68H215ZM214 69V70H215ZM220 69V68H219ZM215 70V71H216ZM228 70V69H227ZM232 70V69H231ZM249 70V69H248ZM211 71H213V70H211ZM238 71H239V69H238ZM247 71V70H246ZM217 72H219L218 70H217ZM217 72H216V74H217ZM221 72V71H220ZM55 73V72H54ZM181 73V72H180ZM185 73V72H184ZM208 74H209V71L207 72ZM213 73V72H212ZM226 73V72H225ZM247 73H248V71H247ZM246 73V74H247ZM52 74V73H51ZM199 74V73H198ZM234 74V73H233ZM239 74H241V73H239ZM249 74V73H248ZM153 75V76H154ZM222 75V74H221ZM232 75V74H231ZM236 75H238V74H236ZM245 75V74H244ZM84 76H86L85 78H84ZM127 76V77H128ZM144 76H146V75H144ZM152 76V77H153ZM157 76V75H156ZM204 76V75H203ZM212 76V75H211ZM218 76V75H217ZM234 76V75H233ZM239 76V75H238ZM242 76H243V74H242ZM247 76V75H246ZM245 76V78H247ZM251 76V75H250ZM260 76H256V77H260ZM126 77V76H125ZM149 78H150V76H148ZM151 77V78H152ZM178 77V76H177ZM201 77V76H200ZM255 77V78H256ZM141 80H140V79ZM145 78H147V76L145 77ZM155 78V77H154ZM158 78V77H157ZM194 78H196L195 76H194ZM204 78H205V76H204ZM208 78V77H207ZM213 78H215V76L213 77ZM222 78H224V79H226L225 77H223V75H222ZM241 78V77H240ZM249 79H250V77H248ZM85 79H88V84H86V85H80V84H83V83H80L81 81H84ZM122 79V81L124 82V80H126V79H124L123 80ZM174 79V78H173ZM181 79V78H180ZM234 79V78H233ZM243 79V78H242ZM140 80V81H139ZM207 80V79H206ZM218 80V79H217ZM217 80H215V81H217ZM219 80H221V79H219ZM223 80V79H222ZM227 80V79H226ZM229 80V79H228ZM241 80V79H240ZM245 80V79H244ZM247 81H248V79H246ZM245 80V81H246ZM261 80H258V81H261ZM158 81V80H157ZM156 81V82H157ZM160 81V80H159ZM177 81V80H176ZM180 81V80H179ZM192 81L193 80H191V79H187L186 81H185V85L186 86H184V89L182 88V91L180 90V87H179V89L178 90H180L179 92H184V91H188L189 90V87H191L190 86V84L192 83ZM242 81V80H241ZM255 81V80H254ZM257 81V82H258ZM123 82H122V84H123ZM126 82V81H125ZM138 82V83H137ZM150 82V81H149ZM229 82V81H228ZM233 82V81H232ZM243 82V81H242ZM253 82V81H252ZM145 83V82H144ZM147 83V82H146ZM151 83V82H150ZM160 83H161V81H160ZM163 83V82H162ZM167 83H169V82H167ZM178 83V82H177ZM176 83V84H177ZM194 83V82H193ZM197 83H198V81H197ZM216 83V82H215ZM223 83H224V80H223ZM222 83V84H223ZM235 83V82H234ZM259 83V82H258ZM99 84V85H100ZM121 84V85H122ZM154 84V83H153ZM156 84H158V83H156ZM199 84V83H198ZM197 84V85H198ZM204 84H205V82H204ZM237 84V83H236ZM245 84V83H244ZM253 84H255V83H253ZM124 85V84H123ZM122 85V86H123ZM139 85L140 84H138L137 85V87H138V89H139ZM146 85V84H145ZM151 85V84H150ZM192 85V84H191ZM194 85H195V83H194ZM193 85V86H194ZM223 85H226L227 86V84H223ZM230 85V84H229ZM252 85V84H251ZM250 85V86H251ZM104 86H105V88H104ZM153 86V85H152ZM157 86H159V85H157ZM162 86V85H161ZM171 86V85H170ZM179 86V85H178ZM201 86V85H200ZM225 86V87H226ZM230 86H232V85H230ZM237 86V85H236ZM249 86V85H248ZM253 86V85H252ZM256 86V85H255ZM259 86V85H258ZM262 86V85H261ZM264 86V85H263ZM155 87V86H154ZM166 87V86H165ZM172 87H174V86H172ZM177 87V86H176ZM223 87V86H222ZM245 87H246V85H245ZM97 88V87H96ZM123 88V87H122ZM148 88V87H147ZM155 88H158V87H155ZM163 89H165L164 87H162ZM224 88V87H223ZM226 88H228V87H226ZM249 88V87H248ZM248 88H246V89H248ZM252 88V87H251ZM257 88V87H256ZM261 88H263V87H261ZM0 89L1 90H3L1 87H0ZM102 89V88H101ZM134 89H136V88H134ZM143 89V88H142ZM149 89V88H148ZM154 89V88H153ZM173 89V88H172ZM194 89V87L192 88V90ZM195 89H196V87H195ZM195 89H194V91H195ZM197 89H199L198 87H197ZM232 89V88H231ZM235 89V88H234ZM245 89V88H244ZM253 89H254V87H253ZM6 90V89H5ZM91 90V89H90ZM126 90V89H125ZM137 90V89H136ZM136 90H134V91H136ZM140 90V89H139ZM161 90V89H160ZM167 90V89H166ZM223 90V89H222ZM249 90V89H248ZM13 91V90H12ZM85 91V90H84ZM92 91H91V93H92ZM99 91V90H98ZM127 91V90H126ZM127 91V92H128ZM143 91H145V90H143ZM165 91V90H164ZM169 91V90H168ZM193 91V92H194ZM228 91V90H227ZM229 91H230V89H229ZM228 91V92H229ZM236 91V90H235ZM240 91H242V89L240 90ZM128 92V93H129ZM140 92H141V90H140ZM139 92V93H140ZM146 92V91H145ZM144 92V93H145ZM156 92V91H155ZM178 92V91H177ZM176 92V93H177ZM192 92V91H191ZM190 93V96H191V94H193V96L195 97V95H194V93ZM225 92V91H224ZM233 92V91H232ZM16 93V92H15ZM47 93V94H46ZM89 93V92H88ZM104 93V94H105ZM131 93V92H130ZM129 93V94H130ZM143 93V92H142ZM149 93V92H148ZM157 93V92H156ZM159 93V92H158ZM234 93V92H233ZM236 93V92H235ZM239 93H241V92H239ZM243 93V92H242ZM43 94V95H44ZM83 94V93H82ZM132 94V93H131ZM141 94V93H140ZM151 95H152V93H150ZM161 94V93H160ZM160 94H159V96L158 97H160ZM166 93H164V96L162 97V98H159V99H156V105H158L159 106V108L161 109V110H163L164 109V107H165V105H166V103H167V98H169V96H170V93H168V95H165ZM175 94V93H174ZM185 94V93H184ZM226 94H228V93H226ZM237 94H238V92H237ZM244 94V93H243ZM17 95V96H18ZM85 95H87V94H85ZM85 95H83V96H85ZM100 95V94H99ZM107 95V96H108ZM128 95V94H127ZM162 95V94H161ZM178 95V94H177ZM231 95V94H230ZM246 95V94H245ZM42 96V95H41ZM96 96H98V95H96ZM95 96V97H96ZM101 96V95H100ZM168 96V97H167ZM173 96H175V95H173ZM233 96V95H232ZM239 96V95H238ZM242 96V95H241ZM253 96V95H252ZM257 96V95H256ZM259 96V95H258ZM7 97V96H6ZM80 97H81V95H80ZM92 97H93V95H92ZM129 97V96H128ZM247 97V96H246ZM250 97V96H249ZM39 98V97H38ZM79 98V97H78ZM83 97H81V99H82ZM87 98H89V94H88V97ZM97 98V97H96ZM99 99H102V96H101V98L100 97H98ZM104 98H105V96H104ZM148 98V97H147ZM170 98L172 99V97L170 96ZM170 98L168 99V100H170ZM177 98V97H176ZM181 98V97H180ZM196 98H198L197 96H196ZM205 98V97H204ZM203 98V99H204ZM232 98V97H231ZM234 98V97H233ZM245 98V97H244ZM254 98V97H253ZM16 99V98H15ZM40 99V98H39ZM51 99V100H52ZM84 99H86V98H84ZM151 99V98H150ZM149 99V100H150ZM174 99V98H173ZM182 99V98H181ZM247 99V98H246ZM249 99V98H248ZM255 100H256V97L254 98ZM4 100V99H3ZM12 100V99H11ZM52 100V101H53ZM80 100V99H79ZM94 100V99H93ZM146 100H148V99H146ZM155 100V99H154ZM184 100V99H183ZM186 100V99H185ZM202 100V99H201ZM206 100V98L204 99V101ZM252 100V99H251ZM78 101V100H77ZM82 101V100H81ZM80 101V102H81ZM88 101H90V100H88ZM171 101V100H170ZM182 101V100H181ZM203 101V100H202ZM203 101V102H204ZM33 102V101H32ZM75 102V101H74ZM86 102V101H85ZM84 102V103H85ZM146 102V101H145ZM150 102H151V100H150ZM180 102V101H179ZM184 102V101H183ZM195 102V101H194ZM249 102V101H248ZM255 102V101H254ZM8 103V102H7ZM43 103V104H42ZM71 104H72V102H70ZM176 103V102H175ZM186 103H187V101H186ZM204 103H207V101L206 102H204ZM203 103V104H204ZM249 103H251V102H249ZM255 103H257V102H255ZM3 104V103H2ZM10 104V103H9ZM8 104V105H9ZM11 104H13V103H11ZM32 104V103H31ZM30 104V105H31ZM46 104V103H45ZM75 104V103H74ZM79 105H80V103H78ZM78 104H76V105H78ZM82 104V103H81ZM90 104H92V103H90ZM89 104V105H90ZM104 104V103H103ZM148 104V103H147ZM169 105H171V103H168ZM178 102H177V105H176V107L178 106ZM185 104V103H184ZM195 104V103H194ZM197 104L198 103H196V108L198 107L197 106ZM259 104V103H258ZM19 105V104H18ZM42 105V106H41ZM47 105V104H46ZM73 105V104H72ZM78 105V106H79ZM84 105V104H83ZM94 105V104H93ZM92 105V106H93ZM96 105V104H95ZM190 105V104H189ZM188 105V106H189ZM199 105V104H198ZM201 105V104H200ZM200 105H199V107H200ZM207 105V104H206ZM209 105H210V103H209ZM208 105V106H209ZM256 105V104H255ZM77 106V110H79L80 111V108ZM82 106V105H81ZM80 106V107H81ZM87 107H88V105H86ZM85 106V107H86ZM91 106V105H90ZM104 106V105H103ZM145 106V105H144ZM143 106V107H144ZM150 106V105H149ZM180 106H182V105H180ZM20 107V106H19ZM45 107V106H44ZM51 107V106H50ZM47 108V109H44L43 110V114H41V115H43V116H45V117H53V116H51L50 114H49V112L51 113L52 111H50V109L51 108ZM73 107H76V106H74L73 105ZM83 107V106H82ZM85 107H83V108H85ZM95 107H97V106H95ZM142 107V106H141ZM175 107V106H174ZM185 107V106H184ZM205 107V106H204ZM264 107V106H263ZM7 108V107H6ZM23 108V107H22ZM28 108H31V107H28ZM33 108H32V110H33ZM90 108V107H89ZM152 108V107H151ZM168 108V107H167ZM183 108V107H182ZM195 108V109H196ZM212 108V107H211ZM217 108H218V106H217ZM216 108V109H217ZM19 109V108H18ZM82 109V108H81ZM87 109V108H86ZM97 109H98V107H97ZM100 109V108H99ZM176 109V108H175ZM178 109H179V107H178ZM181 109V108H180ZM198 109V111H199V108H197ZM197 109H196V111H197ZM206 109H208V107L206 106ZM263 109V108H262ZM84 110V109H83ZM95 110V109H94ZM155 110V109H154ZM160 110V111H161ZM169 110H171V108L169 109ZM168 110V111H169ZM187 110V109H186ZM186 110H184L185 112H186ZM190 110V109H189ZM201 111L203 110V109H200ZM209 110V109H208ZM211 110V109H210ZM209 110V111H210ZM3 111V110H2ZM7 110H5V111H3V116H9L8 114H6L5 112H6ZM23 111V110H22ZM31 111V110H30ZM91 111V110H90ZM89 111V112H90ZM96 111V110H95ZM103 111H104V109H103ZM141 111V110H140ZM151 111V110H150ZM168 111H166L167 113H168ZM182 111V110H181ZM180 111V112H181ZM183 111V112H184ZM219 111V110H218ZM1 112V111H0ZM14 112H16V111H14ZM24 113H25V111H23ZM22 112V113H23ZM97 113H98V111H96ZM169 112H171V111H169ZM174 112V111H173ZM189 112V111H188ZM206 112V111H205ZM216 112V111H215ZM20 113V112H19ZM23 113V114H24ZM100 113V112H99ZM102 113V112H101ZM15 114V113H14ZM17 114V113H16ZM22 114V115H23ZM28 114V113H27ZM26 114V115H27ZM86 114H88V113H86ZM152 114V113H151ZM150 114V115H151ZM161 114V113H160ZM164 114V113H163ZM163 114H161L162 116H163ZM180 114V113H179ZM182 114V113H181ZM184 114V113H183ZM199 114V113H198ZM205 114V113H204ZM1 115V116H2ZM25 115V114H24ZM40 115V116H41ZM91 115V114H90ZM89 115V116H90ZM96 115V114H95ZM94 115V116H95ZM105 115V114H104ZM161 115H159V116H161ZM173 115V114H172ZM187 115V114H186ZM218 115V114H217ZM42 116V117H43ZM93 116V117H94ZM98 116V115H97ZM100 116V115H99ZM98 116V117H99ZM102 116V115H101ZM141 116V115H140ZM139 116V117H140ZM176 116H178V115H176ZM209 116V115H208ZM216 116V115H215ZM219 116V115H218ZM27 117H28V115H27ZM45 117H44V123L46 122L45 121ZM62 117V116H61ZM87 117V116H86ZM97 117V118H98ZM133 117H134V119H133ZM186 117H189V116H186ZM186 117H184V118H186ZM191 117V116H190ZM200 117V116H199ZM205 117H207L206 115H205ZM81 118V117H80ZM83 118V117H82ZM141 118V117H140ZM149 118V117H148ZM148 118H147V121H148ZM178 118H180V117H178ZM183 118V117H182ZM181 118V119H182ZM3 119V118H2ZM20 119V118H19ZM28 119V118H27ZM30 119V118H29ZM50 119V118H49ZM63 119V118H62ZM75 119V118H74ZM78 119V118H77ZM85 119V118H84ZM199 119V118H198ZM208 119L209 118H207V121H208ZM12 120V119H11ZM26 120V119H25ZM24 120V121H25ZM46 120L48 121V119L46 118ZM64 120V119H63ZM80 120V119H79ZM98 120V119H97ZM103 120V119H102ZM149 120H151V119H149ZM175 120V119H174ZM205 120V119H204ZM5 121V120H4ZM40 121H42L41 119H40ZM76 121V120H75ZM84 121V120H83ZM82 121V122H83ZM86 121V120H85ZM100 121H101V118H100ZM176 121V120H175ZM174 121V130H172L173 131V134H174V136H178V138L179 139H183V129L185 128H183L182 126L183 125H181V124H177L176 122ZM207 121H205L206 123H207ZM8 122H9V119H8ZM11 122V121H10ZM51 122V121H50ZM95 122V121H94ZM93 122V123H94ZM149 122V121H148ZM177 122H178V119H177ZM66 123V122H65ZM78 123V122H77ZM91 123V122H90ZM105 123H107L106 121H105ZM109 123V122H108ZM196 123V122H195ZM202 123V122H201ZM211 123V122H210ZM6 124V123H5ZM22 124V123H21ZM40 124H43L42 122L40 123ZM49 124V123H48ZM52 124V123H51ZM51 124H49L50 126H51ZM56 124V123H55ZM86 124V123H85ZM137 124V123H136ZM203 124V123H202ZM45 125V124H44ZM53 125V124H52ZM59 125V124H58ZM61 125V124H60ZM65 125V124H64ZM67 125V124H66ZM79 125H81V123H79ZM79 125H78V127H79ZM83 125V124H82ZM80 126V127H83V126ZM98 125V124H97ZM137 125H140V124H137ZM142 125V124H141ZM140 125V126H141ZM145 125V124H144ZM185 125V124H184ZM204 125V124H203ZM39 126V125H38ZM41 126H43V125H41ZM56 126V125H55ZM74 126V125H73ZM91 126V125H90ZM95 126V125H94ZM93 126V128H95ZM2 127V126H1ZM0 127V128H1ZM14 127V126H13ZM22 127V126H21ZM49 127V126H48ZM61 127H63L62 125H61ZM76 127V126H75ZM119 127V126H118ZM139 127V126H138ZM188 127V126H187ZM206 127V126H205ZM49 128H51V127H49ZM91 128H92V126H91ZM92 128V129H93ZM137 128V127H136ZM154 128V127H153ZM152 128V129H153ZM195 128V127H194ZM196 128H198V127H196ZM195 128V129H196ZM13 129V128H12ZM19 129V128H18ZM41 129V128H40ZM46 129H48V128H46ZM77 129V128H76ZM88 129V128H87ZM91 129V131H95V130H92ZM97 129H98V127H97ZM97 129H96V131H97ZM109 129V128H108ZM141 129V128H140ZM188 129V128H187ZM191 129H193V128H191ZM194 129V130H195ZM23 130V129H22ZM35 130V129H34ZM49 130H51V129H49ZM54 130V129H53ZM86 130V129H85ZM89 131H90V129H88ZM100 130H101V128H100ZM100 130H98V131H100ZM124 130V129H123ZM133 130V129H132ZM146 130V129H145ZM185 131H186V129H184ZM189 130H190V127H189ZM202 130V129H201ZM201 130H200V132H201ZM207 130V129H206ZM19 131V130H18ZM78 131V130H77ZM87 131V130H86ZM103 131H104V129H103ZM135 131V130H134ZM154 131V130H153ZM196 131V130H195ZM17 132V131H16ZM51 132V131H50ZM53 132V131H52ZM61 132V131H60ZM88 132V131H87ZM112 132H113V130H112ZM121 132V131H120ZM146 133H147V131H145ZM188 132V131H187ZM14 133V131H12V134ZM27 133V132H26ZM31 132L29 131V134H30ZM81 133V132H80ZM106 133H107V131H106ZM110 134H111V132H109ZM114 133H115V131H114ZM122 133H124V132H122ZM126 133H127V130H126ZM125 133V134H126ZM133 133V132H132ZM135 133H137V132H135ZM138 133H139V131H138ZM170 133V132H169ZM196 133V132H195ZM195 133H193V134H195ZM207 133V132H206ZM205 133V134H206ZM4 134H7V133H4ZM17 134V133H16ZM32 134V133H31ZM59 134V133H58ZM61 134H63V133H61ZM72 134V133H71ZM76 134H78V133H76ZM188 134V133H187ZM199 134V133H198ZM201 134V133H200ZM208 134H210V133H208ZM10 135V134H9ZM8 135V136H9ZM23 135H26L25 133L23 134ZM28 135V134H27ZM26 135V136H27ZM53 135V134H52ZM65 135V134H64ZM67 135V134H66ZM73 135V134H72ZM83 135V134H82ZM87 135V134H86ZM107 135H109L108 133H107ZM127 135V134H126ZM133 135H134V133H133ZM161 135V134H160ZM192 135V134H191ZM2 136V134L0 135V137ZM25 136V137H26ZM71 136V135H70ZM74 136V135H73ZM110 136H112V134L111 135H109V137ZM138 136V135H137ZM149 136H150V134L148 135V138H149ZM186 136V135H185ZM196 136V135H195ZM194 136V137H195ZM206 136H208V135H206ZM7 137V136H6ZM5 136H3L2 137V139H4V138H6ZM20 138H21V135L19 136ZM24 137V138H25ZM30 137H31V135H30ZM37 137V136H36ZM55 136H53V138H54ZM61 137V136H60ZM78 137V136H77ZM82 137V136H81ZM125 138H127L126 136H124ZM131 137V136H130ZM23 138V137H22ZM31 138H33V137H31ZM56 138V137H55ZM75 138V137H74ZM107 138V137H106ZM140 138H142L141 136H140ZM153 138H156V137H153ZM174 138V137H173ZM202 138V137H201ZM204 138V137H203ZM207 138V137H206ZM17 139V138H16ZM25 139H27V138H25ZM29 139V138H28ZM43 139V138H42ZM45 139V138H44ZM83 139V138H82ZM103 139H104V137H103ZM117 139V138H116ZM133 139V138H132ZM131 139V140H132ZM146 139H147V137H146ZM189 139H193V137L192 138H190L189 137ZM197 139V138H196ZM1 140V139H0ZM30 140H32V139H30ZM38 140V139H37ZM40 140V139H39ZM75 140V139H74ZM74 140H73V142H74ZM78 140V139H77ZM90 140V138H88V141ZM106 140V139H105ZM108 140V139H107ZM106 140V141H107ZM115 140V139H114ZM124 140V139H123ZM128 141V139H127V141L128 142H130L129 144L128 143H126L127 145H129V147L127 148V145H122L123 146V150L121 151V154H119V155H121L120 156V158L118 159L119 160V163H121V167H123L125 170H123L124 171V174L125 173H127V175H126V177L128 176V178H129V180H132L131 182H133V184L136 186V188L137 187H140V185H142L143 186V184L146 182V183H148V186H149V188L147 189V192H148V190H149V192H148V194H150V200H148V201H151L152 200V202L155 204V206H159V205H156V203L157 204H161V203H163L164 204V202H159V200L156 198V196H155V194H154V192H153V188L156 186V184L154 185V187H153V183L155 182V183H157V181L155 180H153L154 179V177H155V175H154V177H153V179H152V176H153V173H152V171L148 174L149 175V177H148V179L146 180V179H142V177H143V175H142V177H141V174H140V165H141V161H142V154H141V151H142V148L140 149L139 147L141 146H139V144H138V141H134L135 140V137H134V139H133V141ZM149 140V139H148ZM198 140V139H197ZM5 141V140H4ZM3 141V142H4ZM20 141H22V140H20ZM80 141V140H79ZM111 140L109 139V143L110 144H108L109 146H110V148H112L113 146L111 145L112 144V142H110ZM125 141V140H124ZM126 141V142H127ZM147 141V140H146ZM163 141V140H162ZM192 141V140H191ZM194 141V140H193ZM16 142V141H15ZM57 142V141H56ZM78 142V141H77ZM102 142H103V140H102ZM131 142H133V143H131ZM144 142V141H143ZM190 142V141H189ZM17 143V142H16ZM20 143V142H19ZM72 143V142H71ZM84 143V142H83ZM85 143H87V142H85ZM106 143V142H105ZM162 143H164V142H162ZM171 143V142H170ZM186 143V142H185ZM187 143H188V140H187ZM4 144V143H3ZM60 144V143H59ZM58 144V145H59ZM138 144V148H136L137 145ZM146 144H148V143H146ZM150 144V143H149ZM148 144V145H149ZM160 144H161V142H160ZM184 144V143H183ZM68 145V144H67ZM81 145H82V143H81ZM88 145V144H87ZM116 145V144H115ZM189 145V144H188ZM66 146V145H65ZM86 146V145H85ZM105 146H107V145H105ZM136 146V147H135ZM180 146V145H179ZM5 147H6V145H5ZM12 147V146H11ZM74 147V146H73ZM77 147V146H76ZM79 147V146H78ZM108 147V146H107ZM184 147V146H183ZM205 147V146H204ZM18 148V147H17ZM45 147H43V149H44ZM47 149L49 148V147H46ZM45 148V149H46ZM56 148V147H55ZM60 149H62V147H59ZM66 148V147H65ZM69 148H70V146H69ZM72 148V147H71ZM84 148V147H83ZM98 148H100V147H98ZM116 148H118V146L116 147ZM149 147H147V149H148ZM151 148H153V147H151ZM185 148V147H184ZM188 148V147H187ZM1 149V148H0ZM40 149H42V148H40ZM81 149V148H80ZM156 149V148H155ZM189 149V148H188ZM5 149H3V151H4ZM38 150H39V148H38ZM65 150V149H64ZM69 150V149H68ZM79 150V149H78ZM83 150V149H82ZM105 150V149H104ZM107 150H108V148H107ZM112 150V149H111ZM119 150V149H118ZM117 150V151H118ZM174 150V149H173ZM172 150V151H173ZM187 149H185V151H186ZM190 150H191V148H190ZM2 151V152H3ZM5 151H7V150H5ZM11 151V150H10ZM9 151V152H10ZM14 151V150H13ZM16 151V150H15ZM14 151V152H15ZM34 151H35V149H34ZM46 151V150H45ZM61 151V150H60ZM66 151H67V149H66ZM70 151H73V150H70ZM70 151H68V152H70ZM106 151V150H105ZM116 151V150H115ZM149 151H150V154L152 155V150H150L149 149ZM193 151H195V150H193ZM197 151V150H196ZM40 152V151H39ZM41 152H43V150H41ZM40 152V153H41ZM67 152V153H68ZM170 152V151H169ZM205 152V151H204ZM208 152V151H207ZM8 153V152H7ZM36 153L38 154V151H36ZM62 153V152H61ZM84 153V152H83ZM116 152H114V154H115ZM119 153V152H118ZM143 153V152H142ZM155 153H157V152H155ZM154 153V154H155ZM168 153V152H167ZM166 153V154H167ZM171 153V152H170ZM169 153V154H170ZM201 153V152H200ZM3 154V153H2ZM11 154H13V153H11ZM24 154V153H23ZM30 154V153H29ZM33 154V153H32ZM35 154V153H34ZM96 154V153H95ZM144 154V153H143ZM172 154V153H171ZM202 154V153H201ZM206 154V153H205ZM208 154H210V153H208ZM7 155V154H6ZM9 155V154H8ZM39 155V154H38ZM70 155V154H69ZM151 155H149V156H151ZM157 155V154H156ZM197 155H198V153H197ZM42 156V155H41ZM57 162H58V164H59V161L60 160H58L59 158L61 159V157L60 156H62V155H58V153H57ZM63 156H64V154H63ZM80 156V155H79ZM105 156V155H104ZM145 156V155H144ZM152 156H154V155H152ZM186 156H188L187 155V153H186ZM202 156H204V155H202ZM201 156V157H202ZM4 157V156H3ZM22 157V156H21ZM103 157V156H102ZM117 157V156H116ZM156 157H158V156H156ZM168 157V156H167ZM166 157V158H167ZM205 157V156H204ZM6 158V157H5ZM13 158H14V156H13ZM24 158V157H23ZM41 158V157H40ZM39 158V159H40ZM153 158H155V157H149V160L150 159H153ZM64 159V158H63ZM73 159V158H72ZM188 159V158H187ZM6 160V159H5ZM45 160L46 161H48L46 158H45ZM95 160V159H94ZM117 159L116 158H114V156L112 155V156H109L108 157V161H106L107 163H105L106 165H104L103 166V168L105 169V172H106V176L107 175H109V174H113L112 172H114L115 174H113V176L114 175H116V172H115V170H116V168H118V170H119V167H117V165H119V164H117V162L118 161H116ZM166 160V159H165ZM157 161H159L157 158H155V162H157ZM187 161H189V160H187ZM209 161V160H208ZM4 162H7V161H4ZM11 162V161H10ZM155 162H154V164H155ZM202 163H203V161H201ZM206 162V161H205ZM204 162V163H205ZM148 163H150V161H148ZM160 163V162H159ZM158 162L156 163V165L157 164H159ZM191 163V162H190ZM201 163V164H202ZM203 163V164H204ZM12 165L13 163L11 162V163H9V165ZM24 164H26V163H24ZM38 164V163H37ZM61 162H60V166H61ZM108 164V165H107ZM147 164V163H146ZM35 165H36V163H35ZM35 165H34V167H35ZM40 165V164H39ZM38 165V166H39ZM54 165V164H53ZM57 164H55V166H56ZM151 165V164H150ZM156 165L154 166V167H156ZM194 165V164H193ZM13 166V165H12ZM146 166V165H145ZM144 166V167H145ZM159 166V165H158ZM157 166V167H158ZM205 166V165H204ZM16 167V166H15ZM88 167V166H87ZM154 167H152V169L154 168ZM156 167V168H157ZM165 167V166H164ZM186 167L187 168H190V171H191V165L190 164H187L186 165ZM9 168V167H8ZM18 168V167H17ZM29 168V167H28ZM31 168V167H30ZM36 168V167H35ZM40 168H41V165H40ZM159 168L161 169V167L159 166ZM21 169V168H20ZM24 169H25V165H24ZM45 169H47V168H44V170ZM49 169H50V167H49ZM56 169V168H55ZM86 169V168H85ZM88 169V168H87ZM86 169V170H87ZM90 169V168H89ZM101 169V168H100ZM147 169V168H146ZM148 169H150L149 167H148ZM15 170H16V168H15ZM14 169H13V171H15ZM18 170V169H17ZM26 170H28V169H26ZM43 170V165H42V171L43 172H45ZM10 171H12V169L10 168ZM22 171V170H21ZM29 171V170H28ZM30 171H31V169H30ZM29 171V172H30ZM47 171V170H46ZM83 171V170H82ZM88 171H90V170H88ZM94 171H96L95 169H93L92 170V173L94 172ZM100 171V170H99ZM132 171V174H130V172ZM145 171V170H144ZM150 171V170H149ZM155 171V169L153 170V172ZM159 171V169L157 170V172ZM195 171V170H194ZM193 171V172H194ZM7 172V171H6ZM8 172H9V170H8ZM17 172V171H16ZM23 172V171H22ZM42 172V173H43ZM104 172V173H105ZM133 172H134V174H133ZM161 172V171H160ZM159 172V173H160ZM11 173V172H10ZM9 173V174H10ZM28 173V172H27ZM33 175H34V173L33 172H31ZM46 173V172H45ZM48 173H50V172H48ZM86 173V172H85ZM91 173V175H89L90 176V178L92 177V176H94L93 174ZM98 173V172H97ZM101 173L103 174V172H102V170H101ZM141 173H144V172H141ZM196 173V172H195ZM201 173H202V171H201ZM8 174V175H9ZM16 174V173H15ZM24 174V173H23ZM23 174H21V175H23ZM53 174V173H52ZM87 174V173H86ZM89 174V173H88ZM135 174H136V176H135ZM154 174H155V172H154ZM7 175V176H8ZM11 175H14L13 174V172H12V174ZM10 175V176H11ZM20 175V176H21ZM42 175H44V174H42ZM50 175V174H49ZM57 175V174H56ZM157 175H158V173H157ZM160 175V174H159ZM192 175V174H191ZM198 175V174H197ZM18 176V175H17ZM28 176H29V174H28ZM83 176V175H82ZM96 176V175H95ZM113 176H111V177H113ZM123 176V175H122ZM122 176H120V177H117V176H115L116 178H115V180H117V181H115V182H118V181H123L122 179ZM133 176H135V177H133ZM199 176V175H198ZM13 176H11V178H12ZM31 177H33V176H30V178ZM41 177V176H40ZM110 177V179L109 180H111L112 181V178ZM125 177V176H124ZM159 177V176H158ZM177 177V176H176ZM191 177H193V176H191ZM195 177H196V175H195ZM212 177V176H211ZM39 178V177H38ZM42 178V177H41ZM52 178V177H51ZM83 178H85V176H83ZM86 178H88V177H86ZM114 178V177H113ZM160 178V177H159ZM159 178H157L158 180H159ZM190 178V177H189ZM15 179H16V177H15ZM19 179H21V177H19ZM19 179L17 180V181H19ZM26 179V178H25ZM28 179V178H27ZM33 179H34V177H33ZM175 179V178H174ZM179 179V178H178ZM192 179V178H191ZM200 179V178H199ZM204 179V178H203ZM23 179H21V181H22ZM35 180V179H34ZM38 180V179H37ZM41 181L42 180H44V179H40ZM46 180H47V178H46ZM87 180V179H86ZM88 180H89V178H88ZM91 180V179H90ZM129 180H127L126 182H129ZM162 180H163V178H162ZM193 180H194V178H193ZM205 180V179H204ZM13 181H14V183H15V180H14V178H13ZM36 181V180H35ZM108 181V180H107ZM154 181V182H153ZM160 181H161V179H160ZM160 181H158V182H160ZM180 181V180H179ZM182 181V180H181ZM24 182V181H23ZM31 182V181H30ZM34 182V181H33ZM33 182H31V185L33 184ZM40 182V181H39ZM44 182V181H43ZM42 182V183H43ZM110 182V181H109ZM108 182V183H109ZM124 182V181H123ZM197 182H199V181H197ZM201 182V181H200ZM210 182V181H209ZM22 183V182H21ZM20 183V184H21ZM41 183V182H40ZM89 184H90V181L88 182ZM111 183V182H110ZM113 184H114V179H113V182H112ZM111 183V184H112ZM119 183V182H118ZM164 183H165V181H164ZM16 184H18V183H16ZM36 184V183H35ZM45 184V183H44ZM43 184V185H44ZM92 184V183H91ZM106 184V183H105ZM120 184V183H119ZM119 184H116L117 186L119 185ZM127 184H129V183H127ZM132 184V185H133ZM157 184H160L161 185V183H157ZM165 184H168V183H165ZM173 184V183H172ZM201 184V183H200ZM200 184H198V185H200ZM22 185H23V183H22ZM37 185V184H36ZM39 185V184H38ZM41 185V184H40ZM39 185V186H40ZM115 185V184H114ZM115 185V186H116ZM125 185H126V183H125ZM159 185V186H160ZM174 185H176V184H174ZM207 185V184H206ZM16 186V185H15ZM19 186V185H18ZM21 186V185H20ZM30 186V185H29ZM86 186V185H85ZM91 186V185H90ZM114 186V187H115ZM117 186H116V188H117ZM129 186V185H128ZM158 186V185H157ZM167 186V185H166ZM173 186V185H172ZM193 186V185H192ZM23 187V186H22ZM22 187L20 188V189H22ZM25 187H26V185H25ZM33 187H35V185H33ZM42 187V186H41ZM87 187V186H86ZM85 187V188H86ZM111 187V186H110ZM131 187V186H130ZM130 187H128V188H130ZM170 187V186H169ZM177 186H175V188H176ZM196 187V186H195ZM198 187V186H197ZM204 187H205V185H204ZM210 187V186H209ZM31 188V187H30ZM36 188H38V186L36 187ZM92 188V187H91ZM120 188H121V185H120ZM123 188V187H122ZM142 188V187H141ZM145 188V187H144ZM157 188V187H156ZM160 188V187H159ZM159 188H158V190H159ZM192 188H194V187H192ZM206 188V187H205ZM204 188V189H205ZM17 189V188H16ZM19 189V190H20ZM27 189V187L25 188V190ZM39 189V188H38ZM169 189V188H168ZM209 189V188H208ZM30 190V189H29ZM37 190V189H36ZM85 191H86V189H84ZM87 190H88V188H87ZM116 190V189H115ZM138 190V189H137ZM156 190V189H155ZM154 190V191H155ZM157 190V191H158ZM175 190V189H174ZM15 191V190H14ZM35 191V190H34ZM41 191H42V189H41ZM141 191V190H140ZM144 191H146V189L144 190ZM195 191V190H194ZM21 192V191H20ZM37 192V191H36ZM143 192V191H142ZM141 192V193H142ZM169 192V191H168ZM172 192V191H171ZM188 192H190L189 190H188ZM199 192V191H198ZM18 193V192H17ZM29 193V192H28ZM120 193V192H119ZM132 193V192H131ZM145 193V192H144ZM159 194H157V195H160V192H158ZM204 193V192H203ZM213 193V192H212ZM21 194V193H20ZM24 193L22 192V194H21V196L23 195ZM115 194V193H114ZM113 194V195H114ZM134 194H136V193H134ZM143 194V193H142ZM147 194V195H148ZM169 194V193H168ZM137 195H139V193L137 194ZM147 195H145V196H147ZM199 195H200V193H199ZM203 195V194H202ZM210 195V194H209ZM39 195H37V197H38ZM123 196V195H122ZM125 196L126 197H128V195H126L125 194ZM124 196V197H125ZM22 197H24V196H22ZM55 197V196H54ZM96 197H99L100 198V195L98 196H96ZM159 197H162V196H158V198ZM210 197V196H209ZM32 198V197H31ZM34 198H35V196H34ZM143 198V197H142ZM148 198V199H149ZM201 198V197H200ZM25 199H26V197H25ZM97 199V198H96ZM121 199H124V198H121ZM139 199V198H138ZM144 199H145V197H144ZM198 199V198H197ZM215 199V198H214ZM39 200V199H38ZM99 200V199H98ZM118 200V199H117ZM131 200V199H130ZM141 200V199H140ZM139 200V201H140ZM168 200V199H167ZM34 201V200H33ZM95 201V200H94ZM93 201V202H94ZM144 201V200H143ZM171 201H172V199H171ZM197 201V200H196ZM212 201V200H211ZM210 201V202H211ZM28 202V201H27ZM105 202V201H104ZM108 202V201H107ZM144 202H146V201H144ZM151 202V203H152ZM198 202V201H197ZM196 202V203H197ZM201 202V201H200ZM215 202V201H214ZM213 202V203H214ZM92 203V202H91ZM113 203H115V204H117V202H113ZM195 202H194V205L196 204ZM94 204H96L97 205V203L95 202ZM119 204V203H118ZM117 204V205H118ZM141 204V203H140ZM147 204H148V202H147ZM146 204V205H147ZM153 204V205H154ZM162 204V205H163ZM168 204H170V203H168ZM167 204V205H168ZM190 204V203H189ZM200 204V203H199ZM198 204V205H199ZM35 205V204H34ZM113 205V207H110V209L111 208H115V206H114V204H112ZM120 206H121V204H119ZM118 205V206H119ZM143 205V204H142ZM145 205V206H146ZM149 205V207H150V209L152 208V206H150V203L148 204ZM152 205V204H151ZM161 205V207H163V209H164V206H162ZM165 206H166V203L164 204ZM192 205V204H191ZM92 206V205H91ZM105 206V205H104ZM144 206V207H145ZM193 206V205H192ZM97 207H98V205H97ZM97 207L95 206V208L97 209ZM121 207H124V206H121ZM135 207V206H134ZM134 207H132V209H134ZM146 207H148V206H146ZM145 207V208H146ZM148 207V208H149ZM170 207V206H169ZM200 207V206H199ZM94 208V209H95ZM142 208V207H141ZM140 208V209H141ZM155 208V207H154ZM154 208H153V210H154ZM165 208H167V207H165ZM172 208V207H171ZM109 209V210H110ZM118 209H119V207H118ZM131 209V210H132ZM149 209V210H150ZM169 210H170V208H168ZM167 209V210H168ZM1 210V209H0ZM113 210V209H112ZM122 210V208L120 209V211ZM124 210V212H125V210L126 209H123ZM137 209H135V210H133L134 211V214H136L135 212H137L138 214L139 213H142V215H143V212H141V210L138 212V211H136ZM149 210H147V211H149ZM152 210V209H151ZM167 210H165L164 209V211L166 212ZM4 211V210H3ZM5 211H6V209H5ZM52 211V210H51ZM106 211H108V210H106ZM106 211H103V212H106ZM114 211V210H113ZM119 210H118V212H120ZM133 211H132V213H131V215L130 216H132L133 215ZM146 211V212H147ZM155 211V210H154ZM154 211L152 212V213H154ZM156 211H157V209H156ZM160 211V209L157 211V212H159ZM201 211V210H200ZM98 212H102V211H97L96 212V214L98 213ZM111 213H113L112 215V218H114V215L116 214H114V212H112V211H110ZM121 212H123V211H121ZM121 212H120V214H121ZM127 212H128V210H127ZM151 212V211H150ZM149 212V213H150ZM1 211H0V219L1 218H3V215L1 216ZM49 213H50V211H49ZM171 213V216H172V212H170ZM174 213V212H173ZM198 213V212H197ZM5 215H6V213H4ZM8 214V213H7ZM14 214V213H13ZM102 214H104L105 215V213H102ZM102 214H100L101 216H102ZM125 214V213H124ZM124 214H122V215H124ZM151 214V213H150ZM156 214V213H155ZM162 214V213H161ZM9 215H10V211H9ZM9 215H7L8 217H9ZM41 215V214H40ZM43 215H44V213H43ZM47 215V214H46ZM51 215H52V213H51ZM98 215V214H97ZM99 215V216H100ZM137 215V214H136ZM147 215V214H146ZM11 216V215H10ZM15 216V215H14ZM13 216V219H12V221H10L11 222V224H12V222H13V220H14V217ZM53 216H55V215H53ZM52 216V217H53ZM119 216V219L121 220V219H123V220H125V218H123L122 216V218L120 217V215H118ZM126 216H127V214H126ZM144 216V215H143ZM143 216H141V218L143 217ZM150 216V215H149ZM174 216V215H173ZM172 216V217H173ZM194 216V215H193ZM192 216V217H193ZM198 216V215H197ZM196 216V217H197ZM201 216V215H200ZM19 217V216H18ZM18 217H16V218H18ZM148 217V216H147ZM152 217V216H151ZM150 217V218H151ZM5 218H7V217H5ZM5 218H3V220L5 219ZM39 218V217H38ZM44 218V217H43ZM54 218V217H53ZM175 218H176V220H177V216L175 215ZM50 219H51V217H50ZM81 219V218H80ZM117 219V217L116 218H114V221ZM143 219H144V217H143ZM148 219V218H147ZM152 219H153V217H152ZM170 219V218H169ZM171 219H173V218H171ZM187 219H189L188 221H189V223L188 224H193V223H195V220H197V221H202L203 222V224H205L204 226H208L209 228H211L212 227V224H209V220L207 221L206 219H204V218H197V219H195V220H190V218H187ZM193 219V218H192ZM16 220H18V219H16ZM15 220V221H16ZM21 220V219H20ZM19 220V221H20ZM43 220V219H42ZM55 220V219H54ZM57 220V219H56ZM59 220V219H58ZM66 220V219H65ZM69 220V219H68ZM72 220V219H71ZM127 220V219H126ZM129 221L131 220L130 218L128 219ZM136 220H137V218H136ZM154 220V219H153ZM155 220H156V216H155ZM178 220H179V218H178ZM177 220V221H178ZM2 221V220H1ZM5 221V220H4ZM2 222V224H4V223H7V220L5 221V222ZM8 221H9V218H8ZM73 221V220H72ZM84 221V220H83ZM141 221V220H140ZM173 220H171V222H172ZM185 222H187V220H184ZM9 222V223H10ZM17 222L18 221H16V224H17ZM41 222V221H40ZM48 222V221H47ZM46 222V223H47ZM53 222V221H52ZM81 222H82V219H81ZM84 222H86V221H84ZM87 222H88V220H87ZM116 222V221H115ZM121 222H122V220H121ZM120 222V223H121ZM131 222V221H130ZM133 223L134 222H136V221H132ZM142 223H140V224H142L141 226L143 227V230L142 231H144V228L146 227V225H149L148 223L146 224L144 221H141ZM149 222H151V220L149 221ZM153 222V221H152ZM1 223V222H0ZM15 223V222H14ZM22 223V222H21ZM20 222H19V225L21 224ZM55 223V222H54ZM59 223V222H58ZM71 222H69V224H70ZM74 223V222H73ZM83 223V222H82ZM123 223V222H122ZM126 223V222H125ZM125 223H124V225H125ZM129 222H127V224H128ZM176 223V222H175ZM215 223V222H214ZM49 224V223H48ZM47 224V225H48ZM75 224V223H74ZM80 224V223H79ZM84 224V223H83ZM116 224V223H115ZM130 224V223H129ZM132 224V223H131ZM139 224V225H140ZM177 224V223H176ZM184 224V223H183ZM201 223H199V225H200ZM202 224V225H203ZM5 225V224H4ZM8 225V224H7ZM14 225V224H13ZM88 225V224H87ZM118 225V224H117ZM138 225V226H139ZM3 226V225H2ZM22 226H23V224H22ZM40 226V225H39ZM51 226V225H50ZM55 226V225H54ZM54 226H52V227H54ZM64 226H65V224H64ZM80 226V225H79ZM85 226H86V223H85ZM116 226V225H115ZM131 226V225H130ZM133 226H135V225H133ZM138 226L136 227V228H138ZM162 226V228H164V230L166 231L167 229L168 230H170V231H172V233H174L175 231L173 230V228H175L176 227V229H178V228H180V223H178V225H172V224H170V222H164L163 221V217L161 216V217H158V219H157V221L155 222V228H154V230H152V233L153 234H155L156 233V231H158L157 229L159 228V227H161ZM195 226V225H194ZM197 226V225H196ZM214 226V225H213ZM8 227H10V228H14L13 226H11V225H8ZM21 227V225L19 226V228ZM87 227V226H86ZM206 227H204L205 229H206ZM215 227V226H214ZM1 228V227H0ZM5 228V227H4ZM3 228V229H4ZM45 228V227H44ZM48 228V227H47ZM46 228V229H47ZM58 228H60V227H58ZM85 228V227H84ZM118 228V227H117ZM133 228V227H132ZM152 228V229H153ZM191 228V227H190ZM189 228V229H190ZM200 228H201V226H200ZM7 229V228H6ZM9 229V228H8ZM15 229H17V227L15 228ZM83 229V228H82ZM88 229V227L85 229V231ZM116 229V228H115ZM124 229H126L127 231L129 230V229H127V227H124ZM188 229V230H189ZM208 229V228H207ZM0 230H2V229H0ZM5 230V229H4ZM21 230H23V229H21ZM44 230V229H43ZM49 230V228L47 229V231ZM69 230V229H68ZM84 230V229H83ZM140 230V229H139ZM184 230V229H183ZM212 230H213V228H212ZM216 230V229H215ZM12 230L10 229V231H8V230H6V232H5V240L3 241V239H2V241L3 242H5V244L6 245H8V247L11 249V248H16V250L18 249V248H20L19 246L20 245H18V246H16V244H13V238L14 237H17V235H19L20 233H18V234H16V232H18V231H15V230H13V232L15 231V235L16 236H14V237H12L11 235H10V232H11ZM52 231V230H51ZM49 232V234L50 233H52V232ZM87 231H90V230H87ZM146 231V230H145ZM174 231V232H173ZM204 231V230H203ZM211 231V230H210ZM40 232V231H39ZM54 232V231H53ZM57 232V231H56ZM68 232V231H67ZM70 232V231H69ZM197 232V231H196ZM196 232L195 231H193L192 233H190V235L192 234V235H194V238H196L197 237V235H196ZM201 232V231H200ZM206 232V231H205ZM41 233H42V231H41ZM41 233H38V234H41ZM55 233V232H54ZM63 233V232H62ZM62 233H58L57 232V234H62ZM66 233V232H65ZM132 233V232H131ZM150 234V237H148V238H143V239H145V240H140L139 241V246L138 247H134V246H131V245H129V243H127L128 245H123V246H117L116 244L112 247V249L110 250V252H108V255H109V257H108V260H107V263L106 264H140V263H143V264H154V262L156 261V259H157V257L159 258L160 257V255L162 254V253H164L166 250L168 251H171V250H173L174 249V247H171L170 245H169V240H168V237L167 236H165V235H163V236H165V237H159L157 240H156V246L153 248V247H151L150 246V244H151V236L153 235V234ZM212 233V232H211ZM214 233V232H213ZM212 233V234H213ZM218 233V232H217ZM12 234V233H11ZM56 234V233H55ZM64 234V233H63ZM84 234H85V232H84ZM89 234H90V232H89ZM88 234V235H89ZM115 234H116V232H115ZM129 234H130V232H129ZM165 234H166V232H165ZM184 234V233H183ZM1 235H3V234H1L0 233V238H2L1 237ZM66 235V234H65ZM70 235V234H69ZM68 234L64 237V238H68V236H69ZM83 235V234H82ZM86 235H87V233H86ZM87 235V236H88ZM142 235H143V233H142ZM211 235V234H210ZM23 236V235H22ZM37 236V235H36ZM41 236H43L44 237V235H42L41 234ZM52 236V235H51ZM77 236V235H76ZM144 236V235H143ZM216 236V235H215ZM25 237V236H24ZM33 237V236H32ZM31 237V238H32ZM38 237V236H37ZM36 237V238H37ZM53 237V236H52ZM89 237H90V235H89ZM146 237V236H145ZM212 237V236H211ZM214 237V236H213ZM217 237V236H216ZM66 238V239H67ZM133 238L136 240V241H138L139 240V238L137 237V236H133ZM187 238V237H186ZM34 238H32V240H33ZM38 239H40L39 237L37 238V240ZM41 239H43V238H41ZM45 239V238H44ZM53 239V238H52ZM61 239V238H60ZM63 239V238H62ZM70 239V238H69ZM68 239V240H69ZM85 239H86V237H85ZM206 239V238H205ZM214 239V238H213ZM56 240H58V237H57V239ZM40 241V240H39ZM38 241V242H39ZM42 241H44V240H42ZM63 241V240H62ZM207 243H208V240L206 239L205 240ZM2 242V243H3ZM16 242V241H15ZM52 242H54V240H52ZM67 242H69V241H67ZM153 242H154V240H153ZM40 243V242H39ZM41 243H43V242H41ZM55 243H57V242H55ZM59 243V242H58ZM188 243V241L184 244V246L186 247V244ZM198 243V241L195 243V241L193 240L192 241V244H197ZM18 244V243H17ZM20 244V243H19ZM23 244V243H22ZM27 244V243H26ZM71 244V243H70ZM215 244V243H214ZM42 245V244H41ZM48 245V244H47ZM56 245V244H55ZM59 245V244H58ZM66 245V244H65ZM119 245V244H118ZM180 244H178L177 246H179ZM182 246H183V244H181ZM180 245V246H181ZM188 245V244H187ZM197 245H199L200 247H204V245H200V244H197ZM23 246H24V244H23ZM23 246H21L23 249H24V247ZM27 246H30V245H26V248H27ZM50 245H48V247H49ZM67 246H69V245H67ZM71 246H73V245H71ZM70 246V247H71ZM87 246V245H86ZM179 246V247H180ZM181 246V247H182ZM209 246V245H208ZM18 247V248H17ZM35 247L36 248H32V250H29L28 252H27V254L26 253H24V250H23V252H18L17 251V253H19L20 254V256L18 257V260H15L13 263H12V261H11V263H7V262H4L5 264H50V262L47 260V258L48 259H50L51 261L55 258V255L51 252V249L49 250V252H46L45 250L43 251L41 248H39V247H37L36 245H35ZM46 247V246H45ZM47 247V250L49 249ZM55 247V246H54ZM57 247V246H56ZM55 247V248H56ZM59 247H60V245H59ZM63 247V246H62ZM74 247V246H73ZM80 247V246H79ZM88 247V246H87ZM87 247L85 248V249H87ZM151 247V248H150ZM178 248L179 250H178V252L182 249V248ZM211 247V246H210ZM50 248H52V247H50ZM54 248V249H55ZM69 248V247H68ZM67 248V249H68ZM76 248H77V246H76ZM83 248V247H82ZM108 246H107V249H105V251H107L108 250ZM29 249V248H28ZM27 249V250H28ZM43 249H44V247H43ZM67 249H65V247H64V250H66V252H67ZM70 250H72V249H75V247L74 248H69ZM81 249V248H80ZM80 249H79V251H78V249H75V251H78V252H80ZM104 249V248H103ZM183 249H184V247H183ZM16 250H15V252H16ZM18 250H21V248L20 249H18ZM53 250V249H52ZM56 250V249H55ZM61 250V249H60ZM83 250V249H82ZM88 250H90L89 248H88ZM97 250V249H96ZM96 250H95V253H96ZM102 250V249H101ZM175 250H177V249H175ZM190 250V249H189ZM189 250H186V251H189ZM192 250H193V247H192ZM11 252L13 251L12 249L10 250ZM22 251V250H21ZM97 251H100V249H98ZM103 252H104V250H102ZM191 251V250H190ZM189 251V253H194V252H190ZM194 251V250H193ZM14 252V251H13ZM61 252V251H60ZM69 252V251H68ZM67 252V253H68ZM83 252H85V251H83ZM86 252H88V251H86ZM89 252H91V251H89ZM92 252H93V249H92ZM101 252V251H100ZM177 252V251H176ZM180 252H182V256H185V254L187 253H184L185 251H180ZM196 253H194L195 255H197V251H195ZM1 253V252H0ZM4 253V252H3ZM17 253H13V254H17ZM63 253V252H62ZM70 253H71V251H70ZM76 253V252H75ZM75 253H71L72 255L73 254H75ZM82 253V252H81ZM80 253V254H81ZM94 253V254H95ZM2 254V253H1ZM0 254V255H1ZM18 254V255H19ZM59 254H61V253H59ZM90 254V253H89ZM92 254V253H91ZM90 254V255H91ZM105 254V253H104ZM199 254V253H198ZM57 255V254H56ZM67 254H65V256H66ZM99 255V254H98ZM98 255H97V257H98ZM100 255H101V253H100ZM2 256V255H1ZM58 256V255H57ZM68 256V255H67ZM87 256H88V254H87ZM93 256V255H92ZM102 256V255H101ZM100 256V257H101ZM167 256V255H166ZM180 256H181V253H180ZM61 257V256H60ZM94 257V256H93ZM99 257V258H100ZM3 258V257H2ZM13 258V257H12ZM59 258V257H58ZM64 259L63 260H65V257H63ZM66 258H68V257H66ZM70 258V257H69ZM68 258V259H69ZM102 258V257H101ZM105 258V257H104ZM14 259H16V257H14ZM90 259V258H89ZM185 259V258H184ZM47 260V261H46ZM57 260V259H56ZM67 260V259H66ZM76 260H78V259H76ZM91 260V259H90ZM100 260V259H99ZM195 260H197V261H199L197 258L195 259ZM102 261H103V259H102ZM61 262H62V260H61ZM79 262V261H78ZM77 262V263H78ZM90 262V261H89ZM100 262V261H99ZM202 262V261H201ZM201 262H199V264L201 263ZM206 261H204V263H205ZM60 263V262H59ZM83 263H84V261H83ZM203 263V262H202ZM203 263V264H204ZM58 264V263H57ZM63 264V263H62ZM66 264H69V263H66ZM76 264V263H75ZM85 264V263H84ZM101 264V263H100ZM206 264V263H205Z\"/></svg>", "mask_w": 264, "mask_h": 264}]
</instances>
